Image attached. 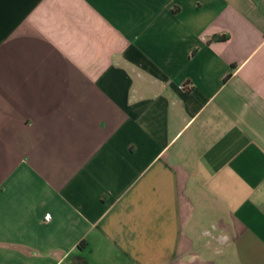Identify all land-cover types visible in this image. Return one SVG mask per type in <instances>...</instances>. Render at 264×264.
<instances>
[{"label": "crops", "instance_id": "1", "mask_svg": "<svg viewBox=\"0 0 264 264\" xmlns=\"http://www.w3.org/2000/svg\"><path fill=\"white\" fill-rule=\"evenodd\" d=\"M0 264H264V0H0Z\"/></svg>", "mask_w": 264, "mask_h": 264}, {"label": "trees", "instance_id": "2", "mask_svg": "<svg viewBox=\"0 0 264 264\" xmlns=\"http://www.w3.org/2000/svg\"><path fill=\"white\" fill-rule=\"evenodd\" d=\"M217 38H223V39H225V38H227V36H216Z\"/></svg>", "mask_w": 264, "mask_h": 264}]
</instances>
